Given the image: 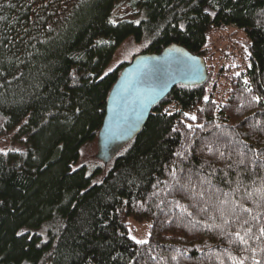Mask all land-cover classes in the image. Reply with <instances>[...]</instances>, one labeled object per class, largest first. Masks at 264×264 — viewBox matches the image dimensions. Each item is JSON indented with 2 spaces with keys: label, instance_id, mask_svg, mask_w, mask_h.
<instances>
[{
  "label": "trees",
  "instance_id": "1",
  "mask_svg": "<svg viewBox=\"0 0 264 264\" xmlns=\"http://www.w3.org/2000/svg\"><path fill=\"white\" fill-rule=\"evenodd\" d=\"M123 1L0 0V31L14 40L0 46V136L25 146L0 151V264L264 261V0H136V20L109 23ZM37 13L54 31L33 26ZM228 26L248 55L223 100L209 72L177 83L108 164L74 167L96 144L128 63L102 72L126 38L146 42L141 54L179 44L204 58L208 34ZM128 219L150 222L147 244L129 238Z\"/></svg>",
  "mask_w": 264,
  "mask_h": 264
},
{
  "label": "water",
  "instance_id": "2",
  "mask_svg": "<svg viewBox=\"0 0 264 264\" xmlns=\"http://www.w3.org/2000/svg\"><path fill=\"white\" fill-rule=\"evenodd\" d=\"M207 79L204 60L173 44L142 53L126 64L106 101L96 158L107 164L143 127L151 109L177 84Z\"/></svg>",
  "mask_w": 264,
  "mask_h": 264
},
{
  "label": "rangeland",
  "instance_id": "3",
  "mask_svg": "<svg viewBox=\"0 0 264 264\" xmlns=\"http://www.w3.org/2000/svg\"><path fill=\"white\" fill-rule=\"evenodd\" d=\"M138 18V6L136 0H125L116 5L111 14L113 21L136 20ZM247 38L244 32L233 26L224 29H214L208 34V53L204 56L206 71L212 77V83L217 84L214 92V100L221 101L224 98V92L227 88V79L234 72L246 67V57L248 55ZM146 42L137 43L132 37L126 38L115 50L110 62L103 69L102 75L106 74L108 69H115L123 63H129L136 56L140 55ZM225 67L224 76H218V69ZM209 94H207V97ZM22 141L14 140L12 132L0 136V151L8 149L22 150L24 148ZM97 145L92 142L84 145L80 150L79 159L74 167L85 166L88 174L98 167L99 160L96 158ZM101 162V161H100ZM128 236H135L137 239H147L149 235L150 222H138L128 219Z\"/></svg>",
  "mask_w": 264,
  "mask_h": 264
},
{
  "label": "snow or ice",
  "instance_id": "4",
  "mask_svg": "<svg viewBox=\"0 0 264 264\" xmlns=\"http://www.w3.org/2000/svg\"><path fill=\"white\" fill-rule=\"evenodd\" d=\"M35 2H36V0H26V3L29 5L33 4ZM50 2H51V0H40V3L37 6L43 8V9H47ZM2 7H3V5H0V8H2ZM9 7H15V5L9 4ZM32 11L36 12V8H32ZM49 15H52V13L50 12ZM5 20H7V17L0 15V21H5ZM109 23H115V21L110 20ZM137 23H139V21H137ZM44 25H46V31H54L53 26L47 22V18L44 15L37 13V19L35 20L33 26L40 28ZM25 31H28V29L25 28ZM30 39H35V37H30ZM5 40L8 41V44L4 43ZM40 42L45 43L46 40H41ZM13 43H14V40L11 36H7L2 31H0V46L7 48L9 46V44H13ZM108 71H111V69H108ZM0 74H2V73H0ZM245 83L247 84V81H245ZM204 99L207 100L208 98L205 97ZM252 99L254 101H260L262 98L259 96H253ZM169 115H171V113H169ZM184 115L188 116L189 113H184ZM191 119L195 120L196 117L192 116ZM24 122L27 123V120H25ZM187 127L191 128V125H187ZM198 127H200V126L198 125ZM177 130L178 129L173 128V131H177ZM176 155H181V153L177 152ZM240 162L243 163L244 161L241 160ZM261 167H264V163L261 164ZM260 191L262 192V194H264V188H262ZM241 207H243V206L241 205ZM244 210L250 211L249 209H244ZM221 215H223V213H221ZM252 219H256V217H252ZM244 223L247 224L248 221H244ZM248 233H251L250 227L245 229V234H248ZM16 234L19 236V235H22V232H17ZM149 235H151V233H149ZM232 235H234L236 237V239L239 243L247 244V240L245 239L244 236L241 235L240 232H235ZM259 236L264 237V226L259 228ZM129 238L132 241H134L135 244H138V245H144V244H147L149 242L147 239H137L135 236H131V235L129 236ZM233 242H235V241H233ZM173 259H176V257H173ZM253 259L255 260V257H253ZM220 264H223L222 260H221ZM237 264H244V262H243V260H239V261H237ZM255 264H264V261H256Z\"/></svg>",
  "mask_w": 264,
  "mask_h": 264
},
{
  "label": "bare ground",
  "instance_id": "5",
  "mask_svg": "<svg viewBox=\"0 0 264 264\" xmlns=\"http://www.w3.org/2000/svg\"><path fill=\"white\" fill-rule=\"evenodd\" d=\"M98 135V134H97ZM96 145H97V139H96ZM100 161V160H99ZM103 163V162H102ZM104 164V163H103ZM108 164V163H107ZM106 165V164H105Z\"/></svg>",
  "mask_w": 264,
  "mask_h": 264
}]
</instances>
